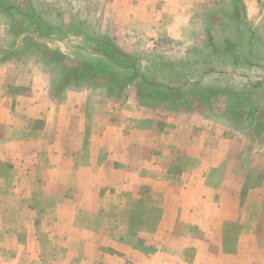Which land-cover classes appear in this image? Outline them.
Masks as SVG:
<instances>
[{
  "label": "crops",
  "instance_id": "1",
  "mask_svg": "<svg viewBox=\"0 0 264 264\" xmlns=\"http://www.w3.org/2000/svg\"><path fill=\"white\" fill-rule=\"evenodd\" d=\"M9 1L56 5L59 22L40 14L51 27L111 36L142 58L153 46L174 59L197 28L237 27L235 0ZM240 1L241 25L264 38V0ZM9 27L0 16V50L14 45ZM70 37L84 41L47 44L69 55L55 43ZM56 76L38 57L0 63V264H264V141L199 102L94 87L56 97Z\"/></svg>",
  "mask_w": 264,
  "mask_h": 264
},
{
  "label": "trees",
  "instance_id": "2",
  "mask_svg": "<svg viewBox=\"0 0 264 264\" xmlns=\"http://www.w3.org/2000/svg\"><path fill=\"white\" fill-rule=\"evenodd\" d=\"M0 16L10 22L7 31L15 39L11 48L0 50V55H3L0 57V63L22 57H38L45 66L57 72V76L51 82V90L56 97L68 87L78 89L94 87L109 89L115 98L121 99L131 87H134L136 96L140 100L157 106L183 105L187 110H191L193 102H199L205 114L211 119L233 130L241 131L242 129L259 141H264V110L254 104L253 92L229 84L216 83L215 78L209 77L215 73V70L211 61L207 59L209 57L207 54L204 57L206 59L202 56L191 59L192 57L189 56L181 59L161 57L145 61L141 56L125 51L111 36L91 37L81 28L74 29L65 24L55 29L48 25L40 14L23 11L9 0H0ZM243 17L244 5L240 0H235L233 20L239 35ZM212 20V23H216L214 18ZM59 33L83 36L85 44H88L97 58L82 60L73 58L58 49H51L47 42L53 34ZM256 34L249 27L247 38L252 45L254 44L253 36ZM22 37L24 39L21 46L16 47ZM262 39L264 40L261 37L260 41L264 50ZM207 40L208 47L213 48L210 57L216 59L229 57L235 65L241 62L240 55L233 52L237 39L227 38L221 47L210 29H207ZM145 62L154 70H159L158 73L168 74L163 72L167 67L171 73L181 72L183 78L169 83L150 79L142 70L141 65ZM188 67L196 68L199 77L192 79L187 71ZM232 74L239 73L234 70L224 71V75ZM259 86L260 84L257 83L253 87L257 89Z\"/></svg>",
  "mask_w": 264,
  "mask_h": 264
},
{
  "label": "rangeland",
  "instance_id": "3",
  "mask_svg": "<svg viewBox=\"0 0 264 264\" xmlns=\"http://www.w3.org/2000/svg\"><path fill=\"white\" fill-rule=\"evenodd\" d=\"M56 7H57L56 5L50 6L51 10L55 9L54 11H51V14L42 13V12H39V14L51 20L53 23H57L59 22L58 18H61V16L59 17L60 12L57 10ZM214 20L215 22L219 23L217 18H214ZM241 28L242 29H240V32H241L240 35L237 31V27L236 28L228 27L223 30L216 29V33H214V37L217 43L221 47H223V40L225 38L230 37V38L237 39L236 40L237 45L235 46L233 52L240 55L241 62L239 64L235 65L234 62H232V59L229 57H225L222 59H216V58L210 57V54L213 53V48L208 47L209 46L208 40H207V29L208 28H197L199 38L196 42H193L192 44L189 43L188 45H178V50H177L178 56L175 57L174 59H181V57L186 58V54H190V52H191L190 57H192L191 59H194V57L198 58L201 56L202 58H204L205 55L207 54L209 56L207 59L211 61V65L213 69L215 70V73L209 77L215 78V82L220 83L219 85L229 84L231 86L239 87L241 89L253 92L254 104L257 106H260L261 109L264 110V50L262 48V42L260 41L261 37L259 39L258 34L253 36L254 39L252 42L254 44L252 45L249 43V38H247L249 27L245 25H241ZM52 37L57 38L58 34H53ZM23 39L24 38L22 37L20 42L18 43V47L21 46V42ZM55 44L61 46V48L64 49L66 53H68L69 55H72L74 58H78L82 60H94L97 58V55L93 53V51L90 49L88 44H85V41H82L81 38L79 37H76L75 40H73L71 37L65 38L61 40V44L59 42ZM122 45L124 49L130 52L132 51L133 47L134 48L136 47L135 45L133 46L126 45V43L125 44L123 43ZM152 47L153 46L148 47L146 50L143 51L145 61L146 60L151 61L155 59L154 58L155 52L152 49ZM160 48L161 46L158 47L159 51H161ZM165 48H168V47L166 46L162 47V51ZM53 49H56V48L53 47ZM159 53L160 52H158V54ZM180 53L182 55H180ZM141 66H142V70L146 72L147 76L150 79H155L162 83H169L172 80L179 79L181 77L183 78L182 76L183 74L181 72L171 73V70H168L167 67H165L166 70L163 72H166L168 74H164L162 72L158 73L159 70H154V68H151L149 64H147L146 62L143 63ZM187 69L192 79L199 77V72L196 70V68L188 67ZM233 70L239 74L224 75V71H233ZM257 83L260 84V86L259 88L255 89L253 86ZM128 94H132V95L136 94L135 88L131 87L127 91L126 97ZM241 131L243 130L241 129Z\"/></svg>",
  "mask_w": 264,
  "mask_h": 264
}]
</instances>
